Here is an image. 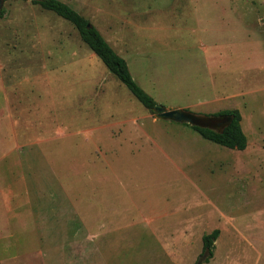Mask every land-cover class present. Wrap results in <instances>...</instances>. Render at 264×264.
Here are the masks:
<instances>
[{
	"label": "rangeland",
	"instance_id": "1",
	"mask_svg": "<svg viewBox=\"0 0 264 264\" xmlns=\"http://www.w3.org/2000/svg\"><path fill=\"white\" fill-rule=\"evenodd\" d=\"M168 110L238 111L244 151L159 120L31 1L0 19V264H264V0H60ZM84 68L91 69L86 75Z\"/></svg>",
	"mask_w": 264,
	"mask_h": 264
},
{
	"label": "trees",
	"instance_id": "2",
	"mask_svg": "<svg viewBox=\"0 0 264 264\" xmlns=\"http://www.w3.org/2000/svg\"><path fill=\"white\" fill-rule=\"evenodd\" d=\"M31 1L35 6H40L43 10L52 12L58 17L72 24L79 32L83 42L90 48L94 55L106 66V68L130 91L133 97L145 109L153 112L158 105L155 100L143 90L131 75L126 60L119 56L101 33L81 14L60 0H18ZM4 11L0 12V19L4 17ZM214 116H233L234 120L223 133H217L208 129L193 128L202 139L213 144L233 151H244L248 146V139L245 135L241 121L242 117L238 111H225ZM220 236L219 230H214L211 234L203 237V255L208 254L213 257L215 242Z\"/></svg>",
	"mask_w": 264,
	"mask_h": 264
},
{
	"label": "water",
	"instance_id": "3",
	"mask_svg": "<svg viewBox=\"0 0 264 264\" xmlns=\"http://www.w3.org/2000/svg\"><path fill=\"white\" fill-rule=\"evenodd\" d=\"M5 2L6 0H0V12L3 10ZM153 111L159 120L188 125L193 128L208 129L217 133H223L234 120L233 116H201L183 109L168 110L159 105ZM207 258L208 254H205L197 264H202Z\"/></svg>",
	"mask_w": 264,
	"mask_h": 264
},
{
	"label": "crops",
	"instance_id": "4",
	"mask_svg": "<svg viewBox=\"0 0 264 264\" xmlns=\"http://www.w3.org/2000/svg\"><path fill=\"white\" fill-rule=\"evenodd\" d=\"M84 72H88V73H85L86 75H88V74H91L92 72H91V69H87V68H84Z\"/></svg>",
	"mask_w": 264,
	"mask_h": 264
}]
</instances>
